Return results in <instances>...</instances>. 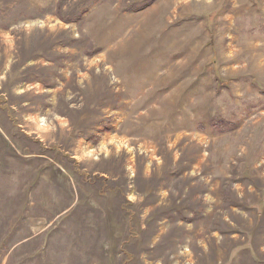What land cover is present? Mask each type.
<instances>
[{
    "label": "rangeland",
    "instance_id": "obj_1",
    "mask_svg": "<svg viewBox=\"0 0 264 264\" xmlns=\"http://www.w3.org/2000/svg\"><path fill=\"white\" fill-rule=\"evenodd\" d=\"M0 264H264V0H0Z\"/></svg>",
    "mask_w": 264,
    "mask_h": 264
}]
</instances>
